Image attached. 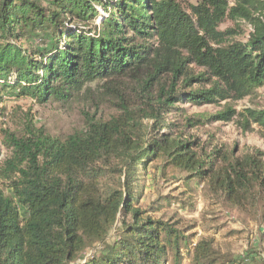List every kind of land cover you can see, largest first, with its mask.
Here are the masks:
<instances>
[{"label": "trees", "instance_id": "trees-1", "mask_svg": "<svg viewBox=\"0 0 264 264\" xmlns=\"http://www.w3.org/2000/svg\"><path fill=\"white\" fill-rule=\"evenodd\" d=\"M228 21L251 28L246 42L234 40L239 25L220 30ZM93 83L114 104L109 120L89 117L63 140L33 126L8 137L0 264H180L181 233L136 206L138 179L159 161L162 176L179 172L247 215L264 244V153L190 134L235 121L264 138V110L227 104L264 86V1L0 0V94L66 105ZM221 103L203 122L182 108ZM222 259L208 240L191 253V264H233Z\"/></svg>", "mask_w": 264, "mask_h": 264}, {"label": "rangeland", "instance_id": "rangeland-1", "mask_svg": "<svg viewBox=\"0 0 264 264\" xmlns=\"http://www.w3.org/2000/svg\"><path fill=\"white\" fill-rule=\"evenodd\" d=\"M183 7L194 4L196 0H177ZM264 1V0H262ZM240 33L235 41L244 43L251 28L243 22L239 24ZM232 22L220 26V30L235 29ZM37 43H40L38 41ZM90 93L80 96L66 105L49 101L37 103L29 98H17L10 90L0 94V153L1 160L10 156L6 147L8 137L21 138L26 129L33 126L43 129L46 135L55 139H65L75 131H80L86 125L87 118L106 121L116 115L114 104L99 91V84L89 85ZM85 96V97H84ZM238 113L245 109L264 110V86L250 97L238 102L227 103ZM220 105L190 107L185 109V116L197 118L201 122L223 110ZM171 115L168 121L181 122L182 118ZM240 120V119H235ZM190 134L197 137L200 143L213 146H224L228 150L235 149L239 156L249 150H260L264 153V138L260 136L257 127L251 132H242L237 123L212 122L195 127ZM160 161L149 164L145 175L137 181V193L140 194L139 208L154 219L174 225L181 233L185 243H180L182 261L180 264H191V253L201 240H208L221 259L228 258L233 264H255L264 261V244L258 242V235L250 218L235 209L226 208L216 196L203 185L192 182L186 185L184 175L169 171L162 176ZM9 194L7 189L4 190ZM119 227V223L116 224ZM116 236L111 230L106 244H111ZM102 247H93L83 258L98 252ZM223 260V259H222ZM81 261V260H79ZM77 261L74 264H80Z\"/></svg>", "mask_w": 264, "mask_h": 264}]
</instances>
